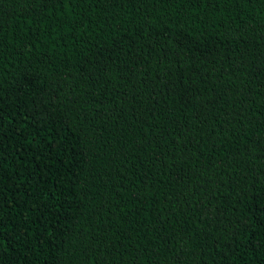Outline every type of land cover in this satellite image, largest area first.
Listing matches in <instances>:
<instances>
[{
  "label": "trees",
  "instance_id": "trees-1",
  "mask_svg": "<svg viewBox=\"0 0 264 264\" xmlns=\"http://www.w3.org/2000/svg\"><path fill=\"white\" fill-rule=\"evenodd\" d=\"M0 264H264V0H0Z\"/></svg>",
  "mask_w": 264,
  "mask_h": 264
}]
</instances>
